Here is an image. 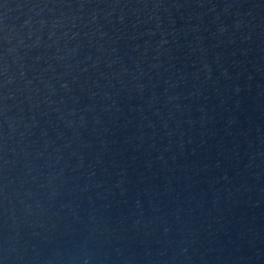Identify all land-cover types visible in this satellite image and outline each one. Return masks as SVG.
I'll list each match as a JSON object with an SVG mask.
<instances>
[{
  "label": "water",
  "instance_id": "water-1",
  "mask_svg": "<svg viewBox=\"0 0 264 264\" xmlns=\"http://www.w3.org/2000/svg\"><path fill=\"white\" fill-rule=\"evenodd\" d=\"M0 264H264V0H0Z\"/></svg>",
  "mask_w": 264,
  "mask_h": 264
}]
</instances>
